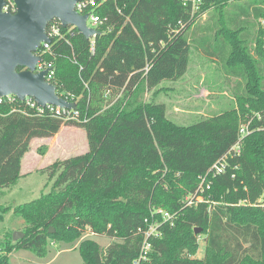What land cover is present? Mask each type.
I'll return each mask as SVG.
<instances>
[{
	"label": "trees",
	"instance_id": "16d2710c",
	"mask_svg": "<svg viewBox=\"0 0 264 264\" xmlns=\"http://www.w3.org/2000/svg\"><path fill=\"white\" fill-rule=\"evenodd\" d=\"M100 14L109 20L94 50L92 39L56 20L59 35L38 51L54 67L59 95L77 104L76 120L19 99L0 103V189L18 183L34 139L71 126L89 143L87 153L40 170L50 192L0 209V220L13 211L25 223V237L10 235L1 247L0 264H10L18 249L44 257L50 243L75 242L88 230L112 243L104 249L82 241L84 264H134L147 220L160 224L159 236L149 239L152 264H264V123L254 122L241 154L212 179L204 201L186 206L200 178L238 142L241 122L264 112V0H203L197 11L193 0H117ZM192 50L217 60L228 78L234 72L241 92L237 108L182 127L146 95L180 80ZM157 210L176 215L173 225ZM201 235L207 246L198 258Z\"/></svg>",
	"mask_w": 264,
	"mask_h": 264
},
{
	"label": "rangeland",
	"instance_id": "374dc122",
	"mask_svg": "<svg viewBox=\"0 0 264 264\" xmlns=\"http://www.w3.org/2000/svg\"><path fill=\"white\" fill-rule=\"evenodd\" d=\"M203 18L204 16L202 20ZM261 27L264 28V21ZM232 74L234 76L228 78L227 71L218 61H211L202 52L192 50L186 74L178 81L162 82L147 93L146 101L163 105L168 119L179 126L190 127L225 110L238 107L236 95H239L241 89L234 88L238 76L234 72ZM42 150L45 151L44 154L41 153ZM88 151L87 134L76 127L64 126L54 138L34 139L26 154L23 175L18 184L9 189H0V209L17 207L47 194L51 191L52 183L40 169ZM24 224V220L15 216L13 211L3 214L0 220V249L8 237L14 236ZM84 240H94L104 249L112 243L110 237L95 235L88 230L75 242L50 243L44 257L37 256L31 250L18 249L12 253L10 264H84L77 247ZM206 246L205 236L201 235L196 257L205 256Z\"/></svg>",
	"mask_w": 264,
	"mask_h": 264
},
{
	"label": "water",
	"instance_id": "95a60500",
	"mask_svg": "<svg viewBox=\"0 0 264 264\" xmlns=\"http://www.w3.org/2000/svg\"><path fill=\"white\" fill-rule=\"evenodd\" d=\"M17 11H4L6 0H0V98L15 97L25 102L35 101L40 108L55 106L76 110L77 104L58 93L48 75L52 69L38 71L44 62L38 51L52 42L49 26L58 21L64 28L74 27L88 40L100 31L88 26L89 15L76 10L78 0H14ZM54 228L50 233H54ZM201 229H196L198 235ZM22 231L14 233L13 240L23 239Z\"/></svg>",
	"mask_w": 264,
	"mask_h": 264
},
{
	"label": "built area",
	"instance_id": "2783aa9c",
	"mask_svg": "<svg viewBox=\"0 0 264 264\" xmlns=\"http://www.w3.org/2000/svg\"><path fill=\"white\" fill-rule=\"evenodd\" d=\"M6 1H7V5L4 8V11H10L15 13L17 11L15 1L14 0H6ZM112 1L117 2V0H78V3L76 4V10L81 15H89L87 21L88 26L92 29L100 31V29L103 26H105L109 20L108 17L102 16L100 14V11L106 6V4ZM202 3L203 0H193L194 11H197ZM119 12L122 14L121 9L119 10ZM59 33L60 30L58 24L54 23L49 26L48 34L50 38L58 36ZM97 37L98 36H94L93 38H91L93 40V48H92L93 50L95 44L94 40ZM49 48H50V44H44L40 50H42V53H45L47 50H49ZM50 68L52 69V71L48 75V80L51 81V78L54 75V67L52 64H47L43 62L38 65L37 70L44 71ZM6 99L12 101L17 98L13 96L9 98H0V103H3L4 100ZM25 102L31 107H36L41 113H44V111L48 109L53 116L62 118L63 120H76L80 116V113L76 110L61 109L55 106H47L46 108H40L38 107L37 103L30 98H27ZM254 122L264 123V112L254 113L253 116L241 122L239 127L238 142L233 146V148L229 151V153H227V155H225L222 159H220L211 167V169L208 171V173L205 176H202L200 178L201 180L200 186L197 189L196 194L194 196L187 198L186 206H193L195 204L204 201L203 194L207 190L211 189L213 184L212 179L226 172L229 158H233L241 154L242 144L244 140L254 132L253 129ZM258 130H264V126L259 127ZM156 213L162 216V219L165 223L170 222V224L173 225L176 215H172L169 212L163 210H157ZM154 216L155 214L153 215V217ZM146 222L148 225V230L145 231V241L141 249V254L139 258H137L134 261V264H152L149 258V253L151 251V244L149 242V239L152 237L159 236L158 227L160 226V224L156 220H152V221L147 220Z\"/></svg>",
	"mask_w": 264,
	"mask_h": 264
},
{
	"label": "crops",
	"instance_id": "0c3cea01",
	"mask_svg": "<svg viewBox=\"0 0 264 264\" xmlns=\"http://www.w3.org/2000/svg\"><path fill=\"white\" fill-rule=\"evenodd\" d=\"M204 20H206V16H204V18H203V20L202 21H204ZM200 52H202V54L205 56V58H207V56L205 55V53L203 52V51H200ZM211 60V59H210ZM211 61H217V60H211ZM32 143V142H31ZM25 158H26V155L24 156V158H23V160H22V168H21V177H22V175H23V171H24V160H25ZM40 170H42V169H40ZM30 172V171H29ZM21 179V178H20ZM19 182V181H18ZM18 184V183H17ZM16 184V185H17ZM15 185V186H16ZM14 187V186H13ZM12 188V187H11ZM9 189V188H8ZM23 228H24V226H21L20 227V229H19V231H22L23 230ZM77 247H79V244H77ZM199 258V257H198Z\"/></svg>",
	"mask_w": 264,
	"mask_h": 264
}]
</instances>
